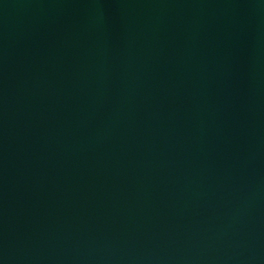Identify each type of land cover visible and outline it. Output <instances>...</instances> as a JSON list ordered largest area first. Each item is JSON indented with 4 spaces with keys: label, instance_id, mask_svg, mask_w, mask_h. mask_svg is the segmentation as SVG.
<instances>
[{
    "label": "water",
    "instance_id": "obj_1",
    "mask_svg": "<svg viewBox=\"0 0 264 264\" xmlns=\"http://www.w3.org/2000/svg\"><path fill=\"white\" fill-rule=\"evenodd\" d=\"M0 264H264V0H0Z\"/></svg>",
    "mask_w": 264,
    "mask_h": 264
}]
</instances>
